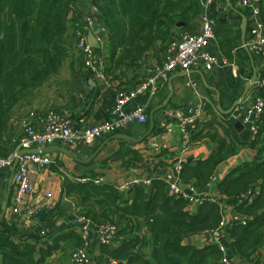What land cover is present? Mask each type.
<instances>
[{
    "label": "trees",
    "instance_id": "16d2710c",
    "mask_svg": "<svg viewBox=\"0 0 264 264\" xmlns=\"http://www.w3.org/2000/svg\"><path fill=\"white\" fill-rule=\"evenodd\" d=\"M78 1L0 0L1 156L11 152L18 140L9 133V120L16 103L59 74L68 56L66 44L73 43L75 29L86 17V13L79 15L76 11ZM87 1L89 13L86 15H90L91 6H96V18L106 28L105 72L113 78H119L123 69L134 70L147 58L163 51L169 38L194 31L199 13L198 0ZM224 4L226 6L222 0L219 7ZM231 4L238 14H247L235 3ZM214 34L221 56L234 64L238 32L227 20L215 17ZM259 124L252 142L241 141L232 123L225 120L207 122L192 138L195 142L209 138L217 144L206 159L188 161L180 174L182 182L192 184L198 192L206 188L217 166L235 155L240 147L255 152L252 160L240 164L216 183L215 190L221 200L226 201L223 204L204 200L193 208L188 201L170 194L162 179H153L148 191L135 187L122 195L113 183L105 180L99 184L74 183L64 177L62 187L66 195L75 198L80 207L76 215L84 216L95 226L109 221L119 228L121 243L113 247L99 245L95 257L102 262L110 258L122 264H219L221 252L216 246L207 243L197 246L184 240L218 228L227 212L233 211L249 220L245 225L227 227L229 242L226 246L231 263L251 261L264 246V114ZM214 125L222 129L223 135ZM114 157L132 168L142 162L138 150L129 146L122 147ZM55 163L53 166H59L60 162ZM91 176L88 178L99 177ZM249 188L257 189L254 197L238 203L237 198ZM62 214L60 209L57 213L51 210L40 214V229L45 232L40 237L32 232L20 233L16 224L0 229L1 264H45L58 250L67 255L82 246L84 240L75 231L56 236L47 233L55 217ZM48 236L50 242L39 247ZM150 240L153 246L148 252ZM254 264H264V260Z\"/></svg>",
    "mask_w": 264,
    "mask_h": 264
},
{
    "label": "built area",
    "instance_id": "2783aa9c",
    "mask_svg": "<svg viewBox=\"0 0 264 264\" xmlns=\"http://www.w3.org/2000/svg\"><path fill=\"white\" fill-rule=\"evenodd\" d=\"M222 0H198L199 13L195 20L194 31L180 33L179 36L171 37L164 45L163 59L153 63L150 73L131 90H118L115 96L114 108L109 117L96 124L85 128H75L71 126L69 120L56 110L31 111L27 118L22 120V133L17 138V143L13 150L5 156L0 155V170H11L14 161L17 159L12 178L14 185V203L12 214L15 216V224L20 233L32 232L36 237L43 236L45 233L40 229V214L54 209V203L50 202L52 194L44 192L42 199L46 203H32L30 195L37 194L38 189L30 177V166H34L39 172L42 169L56 165L55 161L46 153L27 151L20 154L22 150L38 149L41 150L50 145L61 144L64 147L73 149L81 145H91L95 142L121 132L127 126L133 124L144 125L148 122V105L153 98L161 94L168 83L169 77L175 71L189 73L198 70L203 66H216L217 57L213 56L208 50L209 44L215 40L214 24L215 17L212 9L221 8L219 5ZM236 6L246 11L247 35L245 45L249 53L257 59L264 53V0H236ZM96 6H91L90 15L84 18L75 29L72 46L68 49V55L76 58L77 63L88 70L97 80L106 81L104 62V44L106 39V28L101 25L97 16ZM217 12V11H216ZM89 34L94 36L96 46L88 41ZM222 63L227 65L233 76L237 74L235 64H230L223 58ZM142 97L145 100H142ZM143 101V102H142ZM165 120L159 126V132H170L173 120L176 128L180 130L183 146L178 161L172 166L170 172L162 177L135 174L125 178L115 187L117 191L126 195L135 187L150 189L153 179H162L167 185L170 194L175 197L183 198L189 205L199 206L204 200L226 203L221 200L219 192L215 190L217 180L215 176L209 180L206 188L202 191L196 189L192 184H184L181 179V172L187 163V152L192 146V138L201 129L200 108L191 106L176 107L168 111ZM264 114V66L259 69L253 85L248 89L241 101L236 102L232 111L221 118L231 123L240 122L250 132L248 142H252L260 126L261 116ZM151 133L146 139V146L149 150L156 152L166 151V145L156 140ZM133 149H136L132 146ZM57 171L65 178H70L60 166H54ZM78 182L85 183L92 181L99 184L103 178H78ZM257 189L252 191L250 188L245 194L237 198L238 203L244 202L247 198L256 194ZM236 203V204H238ZM233 206L232 204H225ZM249 217L239 215L233 211H228L219 223L218 228L201 233L205 236L207 244L217 247L221 252L219 264L231 263L230 251L226 246V230L232 224L245 225ZM75 223L80 226L77 233L82 237L84 243L65 255L58 264H122L115 259L105 258L100 261L90 254V226L93 225L84 216L77 215ZM95 226V225H94ZM95 233L99 245L117 246L121 243L118 236L119 228L116 224L106 221L95 226ZM229 237V236H228ZM16 239V238H15ZM47 241H41L38 246L45 247ZM262 249V250H261ZM257 251L251 261L244 264H254L256 261L264 260V247ZM51 259V258H50ZM97 259V260H96ZM57 264V263H56Z\"/></svg>",
    "mask_w": 264,
    "mask_h": 264
},
{
    "label": "crops",
    "instance_id": "0c3cea01",
    "mask_svg": "<svg viewBox=\"0 0 264 264\" xmlns=\"http://www.w3.org/2000/svg\"><path fill=\"white\" fill-rule=\"evenodd\" d=\"M229 2L230 4L236 3V0H229ZM226 6L224 4L220 9H212V14L217 11L215 17L219 20H227L235 32H238L239 37L236 40L234 51V64L237 68L236 76H233L230 73L228 66L222 63L223 57L219 52L216 41L214 40L209 44L208 50L213 56L217 57L218 64H216V66H203V68H198V70L190 71L189 73H184L182 71L173 72L169 77L165 90L149 102L148 122L144 125H129L121 132L113 134H126L135 139H140L149 128L150 111L158 108L153 114L154 128L152 134L155 135L154 137H156L158 142L166 145V151L156 152L145 148V141L148 137L140 143H132L122 138H113L112 135L107 136L94 144L81 145L75 149L69 146L64 147L61 144H54L69 150L80 160L76 161L70 156L56 150H48L45 152L55 162L56 160L60 162L59 166L62 170L67 175L71 176L70 178H67L68 180L74 183H79L77 181L78 178L92 177L91 175L93 174L102 177L103 181L111 182L116 186L125 178L135 174L145 175V177H151L152 175L162 177L170 172L172 169L171 166L178 161L183 146L180 130L175 127L176 124L173 120L167 122L168 124H171L170 132H159V126L165 120L169 113L168 111H172L174 108H179L180 106L200 108L201 128L205 127L207 122H219L221 118L232 111L234 105L243 93L246 82L252 76L253 66L257 69V73L259 69L264 66V53L260 59L254 58L252 55V57L249 56V50L247 49V51L243 47L241 38L243 15L238 14L236 9L237 12H235L233 10L235 7H233L232 4V7L228 6L227 3ZM75 9L79 15L89 13L88 1L79 0L75 5ZM86 14L84 17L87 16ZM70 45L69 42L67 45V52ZM162 59L163 52L160 50L159 53L144 60L139 67H136V69H123L119 74V78H113L109 75L107 76L106 81L103 82L97 80L88 70L82 68L77 63L74 56L68 55L66 56L59 74L48 81L50 85V83L56 79L54 83L55 89L53 93H51L52 95L42 98V101L37 103V108L33 111L56 110L69 120L72 127L78 129L89 127L109 117L110 112L114 108L115 96L118 90L134 89L142 78L150 73L153 63ZM203 79L207 82L209 87L203 84ZM169 83L173 90L172 95L166 105L160 107L165 103V100L169 95L171 88ZM58 85L59 88H57ZM46 86L47 85H44L37 90V96H41V92ZM34 95L33 92L29 97L19 101L14 106L9 120V124L11 123L9 133H13L17 137L21 135L22 120L20 119L17 121L16 118H20L28 112L25 106L29 105L28 101L30 98H33ZM32 109L30 110L32 111ZM20 112L24 114L16 117ZM214 128L219 131L218 133L220 135H223V131L218 125H214ZM108 137L110 138L109 142L102 148L97 156L90 162L85 163V161L93 155L101 143ZM128 146L130 148L134 146L142 157V162L137 163V167L136 163L134 168L131 166L127 167L121 160H116L114 157L115 153L122 147ZM216 146L217 144L210 141L209 138L197 142L192 141V146L187 152V162L195 163L199 160L206 159L214 152ZM251 151L252 150L248 147H240L235 155L229 157L218 165L214 172L217 182L223 180L230 171L240 164L252 160L253 155L251 154ZM10 173L11 170H0V213L3 209L5 198L7 197L8 187L10 188L8 207L4 217L0 219V229L15 226V216L11 213L13 205H15L14 185L13 178H11V185L9 186ZM61 173L62 172L57 171V168L54 166L42 169L39 172L34 166H30L31 181L34 183L35 188L39 190L37 194L29 196L30 201L32 203H46V201L42 199V194L44 192H49L52 194L50 202L54 203L52 213H57L59 209L63 212L62 215L55 217L53 226L48 227L47 233H49V236H56L70 231L77 232V230L80 229V226L75 223V217L77 216L76 213H78L80 207L75 198L66 195L62 187L64 177ZM144 189L146 191L149 190L146 188ZM95 232V226L91 225L90 254H92L94 258L97 256V251L99 249L98 238ZM49 236L44 238V241L50 242L51 238H49ZM205 238L206 237L202 234H196L185 238L184 242L187 244L202 246L206 243ZM152 244L153 243L150 240L149 246L146 249L148 252L152 249ZM64 257L65 254H63L61 250H58L51 255V258L54 259L53 264H56L59 260L62 261ZM51 260H49V264H51Z\"/></svg>",
    "mask_w": 264,
    "mask_h": 264
},
{
    "label": "water",
    "instance_id": "95a60500",
    "mask_svg": "<svg viewBox=\"0 0 264 264\" xmlns=\"http://www.w3.org/2000/svg\"><path fill=\"white\" fill-rule=\"evenodd\" d=\"M225 2L228 4V6L232 7L229 0H225ZM243 15V14H242ZM246 31H247V18L245 15L242 16V28H241V38H242V44L245 45V36H246ZM94 37L93 35H89L88 36V41L91 45H96L95 41H94ZM244 48L247 50L246 46H244ZM248 51V50H247ZM249 56H251V54L249 53ZM251 62L253 64V61H252V58H251ZM185 73V72H184ZM256 76H257V69H255V67L253 66V73H252V76L251 78L246 82L245 84V88L243 90V93L242 95L240 96V99L238 101H241L244 96L246 95L248 89L253 85L255 79H256ZM203 84L205 86H208L207 82L203 79ZM169 86L171 87V84L169 83ZM209 87V86H208ZM172 87L170 88V92H169V95L167 96L166 100H165V103L163 105H161L160 107H164L166 105V103L168 102L170 96L172 95ZM237 101V102H238ZM158 108H155L154 110H151L150 113H149V128L148 130L146 131V133L140 138V139H135L133 137H130V136H127L126 134H115V135H111L113 138L114 137H117V138H122L124 140H127L129 142H132V143H140L142 142L143 140H145L153 131V128H154V118H153V114L154 112L157 110ZM232 109V108H231ZM230 109V110H231ZM229 110V111H230ZM228 111V112H229ZM232 126L234 128V130L237 132L239 138L241 141H244V142H247L249 140V137L251 135V132L245 127L243 126L240 122H234L232 123ZM110 138H106L102 143L101 145L97 148V150L93 153V155L87 160L85 161V163L87 162H90L91 160L94 159V157L97 156V154L102 150V148L109 142ZM48 150H56L58 152H61V153H64L68 156H70L71 158L75 159L76 161H80L75 155H73L69 150L67 149H64L62 147H59L57 145H50V146H47L45 148H42L41 150H38V149H31V150H22L20 152L23 153V152H27V151H32V152H40V153H45L47 152ZM17 164V159L14 161V164H13V167L11 169V173H10V180H9V186L11 185V178H12V175H13V172H14V169H15V166ZM9 192H10V188L8 187V193H7V197L5 198V202H4V206H3V209L0 213V219H2L6 213V210H7V207H8V200H9ZM226 240L228 241L229 240V237L227 236L226 237Z\"/></svg>",
    "mask_w": 264,
    "mask_h": 264
},
{
    "label": "rangeland",
    "instance_id": "374dc122",
    "mask_svg": "<svg viewBox=\"0 0 264 264\" xmlns=\"http://www.w3.org/2000/svg\"><path fill=\"white\" fill-rule=\"evenodd\" d=\"M220 9V8H219ZM69 43H67L66 44V47H67V45H68ZM71 45H70V47L72 46V43H70ZM69 47V48H70ZM56 80V79H55ZM55 80H53L52 81V83H50V85H49V82L47 83V84H45V85H47L46 86V88H44L43 90H42V92L41 91H39V92H41V96H37V94H38V91H36V92H34V97L33 98H30V100L28 101L29 102V105L28 106H25V108H26V110H28V112H26V114L25 115H23L22 117H20V118H16V120L18 121V120H24L25 118H27V116H28V114L31 112V110L30 109H32V111L33 110H35L36 108H37V103L39 102V101H42L41 99L42 98H45L46 96H51L52 94L51 93H53V91H54V89H55V86H54V83H55ZM49 85V86H48ZM57 88H59V85H58V87ZM30 111V112H29ZM22 114H24V113H19L16 117H18V116H20V115H22ZM14 122H16V121H14ZM254 151H251V154L253 155V157H252V159L254 158ZM97 254H98V252H97ZM51 257H49L46 261V263H48L49 264V260H51V264H53V261H54V259L53 258H51ZM59 262H57V264H58Z\"/></svg>",
    "mask_w": 264,
    "mask_h": 264
}]
</instances>
